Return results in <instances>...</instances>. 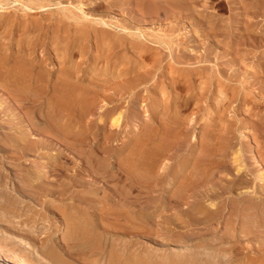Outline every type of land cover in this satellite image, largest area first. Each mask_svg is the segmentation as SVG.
Masks as SVG:
<instances>
[{
  "label": "rangeland",
  "instance_id": "1",
  "mask_svg": "<svg viewBox=\"0 0 264 264\" xmlns=\"http://www.w3.org/2000/svg\"><path fill=\"white\" fill-rule=\"evenodd\" d=\"M34 1H41L42 3L51 6L48 7V10L45 13H42L43 15H41V13H34V16L31 15L28 17V19L32 21H36L37 19L45 20V26L49 31L46 34L47 41L49 40L51 45L53 43L52 40L55 39V30L61 28V26L71 25V36L72 34H75L74 32L77 31L78 28H81V26L86 27L87 30H92L94 26H96L94 20L88 19L81 21L83 20V12H81L83 7V10H87L85 12H89L88 14L93 19H102L106 22L119 23L131 29L132 32H135L138 35L145 34L149 37L151 41L147 44L151 48V53L155 55V59L163 57L162 71H159L158 75H156V78L158 79L157 85L159 87L166 84L164 81L168 76L165 77L164 74L168 73L172 68H175V66L180 69L179 74L181 75L185 76L189 73H193L188 78H195V84L198 86L197 93H201L205 88L208 91L210 86H213L211 87L213 89L209 90L210 92L208 91L204 94L202 93V95L200 94L201 99L197 103L198 106L193 105L192 107L194 109L191 107L190 110L188 109L182 112L184 118L189 119V121L192 119L194 120L189 122L190 126L188 127L187 136L180 144V147L179 145H176L173 150H170L166 155H163L160 164L171 166V171L175 172L179 169V165L182 162L189 159L190 165L185 170V175L198 170L193 167V162H195L194 157H196L197 151H199L203 144V136L208 128V123L206 122H209L211 112L214 113L215 104L209 103V100L214 96L213 102H215L216 99H222V96L224 98L227 95L228 99L226 98L227 101H224V107L221 109L220 115L217 118L218 127L215 134L217 137H220L222 135L221 133H223V135L225 134V131L223 130L229 128V134L224 135V138L225 136L226 138L223 140V143H226L225 145L230 147L228 152L230 163H232V158L239 154L241 159L251 166L252 173L247 178L253 180L258 176L259 166L256 165L255 162L257 159L262 161L261 159L264 158V0H259V2L257 0H250L249 2H246L248 0H184L185 2L183 1L184 3L182 2L183 4L181 6L175 4L170 5L168 4V0H165L167 3L163 4V2V6L160 10L147 15L138 9L137 0H121L120 2L117 0V4H120L118 6H113L111 4L113 0H102L104 3H101V6L96 3L98 0ZM17 2H15V0L8 1L9 5H7L9 6V10L5 15L16 19V23L19 25L25 21V12L22 9V4L25 0H22V3L20 0ZM245 2L246 5L250 4L245 6V8H252L251 10L249 8L247 9L248 13L244 12L245 8L243 4L245 5ZM95 4L98 6H95ZM64 9L68 12H65ZM69 11L70 13L72 12L73 15L70 14ZM68 16L72 21L68 20ZM77 18H81V20ZM73 19L78 20V22ZM5 30L8 31L7 29ZM19 33L20 32H17L14 35L13 40L15 44L23 37V35ZM159 39L165 40L162 45L155 42ZM95 44V35L92 34V39L89 43L91 51L92 47H95ZM54 46H52L50 50L51 53L49 52L46 55H43L42 52L44 47L39 45L34 57L36 56L37 60L42 63V66L50 70L54 76H57L59 71L65 67H69L70 64L63 62L61 56H59V58L55 57L53 53ZM76 60L81 62L77 64ZM73 61L84 70H88L91 66L90 60H87L83 56L80 57L78 54L75 55ZM82 62L83 64H81ZM151 65L149 64V67ZM253 72L256 73L254 74ZM89 79L92 80L93 78ZM49 80L50 89L43 92L44 100L41 99L42 103L31 107L32 110H36V113L39 115L38 118H41V122L42 115L46 114L48 111V101L53 94L51 88L55 84L56 78H49ZM94 81L97 83V78H94ZM118 83L123 84L122 78ZM209 83L213 84H210L208 88ZM148 87L150 86L141 85L136 89L123 87V91L126 93L122 91L124 95L118 93L121 96L118 95L117 97H114L115 103L118 104L117 114L120 112L123 113V126L117 131V133L116 131L114 133V142L111 151V154H115L111 161L114 162L113 164H115L116 169L119 164L126 160L133 143L136 144L138 141L142 140L153 126V102L151 101L150 89ZM0 89V101L5 100L3 104L7 108V110L5 109L0 113V117L3 116L0 118L2 124L1 128L3 130L0 129V133H4L7 132L5 128L7 123L13 119L12 115L17 113L18 115L19 113L22 114L21 111L23 106L19 102L11 99L9 93L5 92L1 86ZM121 90H119V92ZM127 90L130 93L127 92ZM186 91L187 90L182 91L183 95ZM222 92H224V94H222ZM208 93H210L211 97ZM159 95L162 97L161 99L163 101L166 100L167 96H164L162 91ZM163 109L164 106L161 108L160 116L165 114ZM134 112L137 113L136 119H133L132 117V113ZM90 117L91 118L88 120V125L90 126L88 130V143L83 148L76 149H71L70 147L58 144L54 138H51L47 136V134L30 126L29 121L26 120V118H20L22 121H25L23 127L26 126L29 130H33L35 138L31 136L30 140L37 142V146L32 151H23L24 153H15V151H11L10 148L5 154L0 152V171L2 172L3 170L2 173L13 174L17 171V168H15L13 164L19 163L24 172L35 170L48 176L49 179H47L51 189L61 190L63 187H66L67 191L65 197L62 199L58 197L55 198L52 192L48 191V194L40 197L38 196V201L25 199V203L17 202L6 207V209L4 208V213L0 214V218L2 219H0V264H12L11 261L14 262L15 259L19 258H26L31 261V264H55V260L50 259L45 253L46 246L50 243L55 246V241L57 250L60 252H57V255H65L67 258L69 257L70 264H128L130 256L131 258L138 257L146 252L151 253L152 255L154 254L153 256L155 259L161 257L165 253L170 255L175 252L176 249L175 245L177 244L174 243L175 239L179 236L183 238L193 236L191 231L185 227V223H179L176 221V219L180 217V213L182 216L184 215L183 218H185V212L188 210V205L185 203L177 205L169 203L170 196H172L175 186L177 185V183H174L173 180H171L172 174L164 176L163 181L160 183L161 185L159 184V187H157L155 191L151 192L140 188L133 191L130 195L126 194L127 191L124 186V180L119 182L118 180L112 179L108 182V179H106L105 174L103 173V169L100 167L105 160L104 158L107 156V154L105 155L103 152L104 132H98L96 130V116ZM4 123L5 125H3ZM244 133H247L252 137L251 141H253V149L248 146L247 141L242 137ZM193 135L196 136L195 141L192 140ZM2 139L3 135L0 134V141ZM101 144L103 146H101ZM68 148L72 151L74 150L76 153L71 150L69 151ZM151 148V140H147V142L145 140V145L143 146L144 153H148ZM254 151L259 152L255 153ZM60 152L62 154L61 156H59ZM55 158H58V160ZM56 164L60 165L55 166ZM63 168L66 170L64 171ZM67 168L69 170H67ZM221 174L223 173H220L212 181L208 182L211 184H199V192L200 194L202 193V196H205L207 195V192H210L212 184L218 181ZM74 177H83L85 181H82L85 183L82 181L81 183L78 182V184L71 182ZM63 181L65 182L61 185V182ZM76 184L78 186H76ZM8 187L10 189L13 188L12 182ZM243 187L238 188L237 192L244 191L243 189H246V187L251 188V185ZM35 189L37 190V188H34V190ZM257 193L264 198L263 190L258 188ZM128 196H130V198ZM212 199L216 200V202L221 201V206L225 205L224 202H226L227 205L222 212L221 217L217 219V221L215 220L212 222L211 228L209 229L214 231H212L209 236H214L215 238L223 236L227 230L226 223L229 222L239 236L241 244L243 243V246H240L245 248V255L238 253L236 257H232L233 261L230 264H238L240 259L246 261L249 257L257 256V258H263L264 251L262 250H264V235L262 230L255 231L252 235L246 234L247 236L241 234L240 225L242 223V217L240 213L242 211L231 206V203L228 204V201L226 200H217L215 197ZM190 200H192V198ZM124 202H126V204L123 206ZM127 202L129 205L131 204V207L134 209V213H132L134 216L133 219L129 221V218H124L126 215L123 216L124 221L118 219V222L116 216H112L114 218L112 219L111 216V218L108 217L109 215L107 216V219H111L109 220L111 225H114L115 221L116 227L119 226L118 224L122 223L121 226L125 228L128 226L124 225H129L127 222L129 221L136 227V233L134 235H115L110 236L109 238L102 236L98 241H85L77 239L76 235L72 234L69 230V218L68 215L65 214V212H68L65 211V205L67 206L68 203V206L72 207V211H75L74 209L76 208H80L83 211L86 210V214L89 218H95V223L98 224L97 215H99L100 212L102 213V211L107 213L108 211L111 212L113 210L115 213L126 214L129 209ZM112 203L114 205L116 204V206H113ZM52 206L54 207L52 208ZM124 207L127 208V211H125L126 208ZM145 208L148 209V213H152L148 222L143 221L139 216L141 215L140 213H142L141 210ZM105 209L106 211H104ZM1 221L4 225H2ZM198 230V235L199 233H204L202 225L198 227ZM30 234H32L33 238ZM6 235H9L8 238Z\"/></svg>",
  "mask_w": 264,
  "mask_h": 264
},
{
  "label": "bare ground",
  "instance_id": "2",
  "mask_svg": "<svg viewBox=\"0 0 264 264\" xmlns=\"http://www.w3.org/2000/svg\"><path fill=\"white\" fill-rule=\"evenodd\" d=\"M8 1L9 0H0V86L5 92L9 93L11 99L19 102L23 106L21 111L23 115L20 113L19 115L18 113L12 115L13 119H11L5 127L7 132L0 133L3 135V139L0 141V152L5 154V152L10 148L11 151H15V153H24L23 151L25 150L32 151L36 148L37 142L30 140L31 136L35 138L33 130H29L26 126L23 127L25 121L20 119L23 117L29 121L30 126L47 134L49 137L54 138L58 144L70 147L71 149L83 148L89 140L88 130L90 126L88 125V120L91 118L90 116H96L95 128L98 132H104L105 136L104 146L102 144L101 146H103V152L105 155L107 154V156L104 158L105 160L102 162L100 167L103 169V173L105 174L106 179H108V182L112 179L118 180L119 182L124 180V186L127 191L126 194L130 195L133 191L140 188L151 192L155 191L156 188L159 187L158 185L163 181V177L172 174L171 180H173L174 183H177V185L175 186L172 196H170L171 198L169 199V203L174 205L185 203L188 205V210L185 212V218H183L184 215L182 216L180 213V217H176V221L179 223H185V227L191 231L193 236L186 238L179 236L175 239L174 243L177 245H174L176 249L175 252L170 255L165 253L161 257L155 259L153 256L154 254L152 255L151 253L146 252L138 257L136 256L131 258L130 256L128 264H230L233 261L232 257H236L238 253L245 255V248L240 246L243 243L241 244V240L239 239L235 229L231 226V223H226L227 230L223 236L218 238L209 236L212 231H214L209 229L211 228L212 222L215 220L217 221V219L221 217L222 212L227 205L226 202H224L225 205L222 204L223 206H221V201L216 202V200L212 199L213 197L217 198V200H226L228 201V204L231 203V206H234L237 210L242 211L240 213L242 217V223L240 225L241 234H244L245 236L250 234L252 235L255 231L257 232L261 229L264 235V198L257 193L258 188L264 191V158L261 159L263 162L258 159L256 162L254 161L256 165L259 166V173L253 180H250L247 177L252 173L251 166L247 162H244L239 154L232 158V163H230L228 159L230 147L225 145L226 143H223V140L226 138V136L224 138V135L229 134V128L224 129L223 131H225V134L223 135V133H221L222 135L220 134V137H217L215 134L218 127L217 118L220 115L221 109L224 107L223 105L227 95L224 98L222 96V99H214L215 102H213L214 96L211 97L210 93H208L211 97L209 103L215 104L214 113L211 112L210 118L208 117L209 122H206L208 123V128L203 136V144L201 145L199 151H197L196 157H194L195 162H193V167L198 170L185 175V170L190 165V160L188 159L179 165V169H177V171L172 172L171 166L162 165L160 162L163 155H166L168 151L170 152V150H173L174 146L179 145L180 147V144L187 136L188 127L190 126L189 122L194 119L191 118L192 120L189 121V119L183 117L182 112H184V110H190L193 105H197L201 99L202 93L204 94L210 89H213L211 88L213 86H210L208 91L205 88L201 93H197L198 86L195 84V78H188L193 73H189L185 76L181 75L179 74L180 69L175 66V68H172L168 73L164 74L165 77L168 76V78L164 81L166 84L159 87L157 85L158 79L156 78V75H158L159 71H162L163 57L155 59V55L151 53V48L147 44L151 41L149 37L145 34L138 35L135 32H132L131 29L119 23L106 22L102 19H93L88 14L89 12H85L87 10H83V7L82 11L80 10L83 12V20H81V18L77 19H80L81 21L88 19L94 20V24H96V26H94L92 30H87L86 27L81 26V28H78L77 31L74 32L75 34H72V36L74 35L73 37L71 36V25L61 26V28L55 30V39L52 40L53 43L51 45V42H49V40L47 41L46 34L49 31L45 26V20L43 21L37 19L39 21H32L28 19V17L34 13H41V15H43L42 13H45L48 10V7L51 6L42 3L41 1L37 2L34 0H25L22 4V9L25 12V21L18 25V23H16V19L5 15L9 10ZM17 1L18 0H15V2ZM120 1L121 0H119V2ZM183 1L184 0H168V4L181 6L186 0L184 2ZM249 1L250 0L246 2ZM257 1L259 2V0ZM20 2L22 3V0H20ZM117 2V0H113L111 4L113 6L120 5L119 3L117 4ZM136 2L138 9L146 15L157 12L162 8L163 4L167 3L165 0H137ZM246 2L245 5L243 4L244 8L245 6L250 5H246ZM96 3L101 6V3L104 2H102V0H98ZM97 4H95V6H98ZM248 8L250 10L252 9L250 7ZM248 8H245V13H248ZM64 10L65 12H68L66 9ZM70 14L73 15L72 12ZM68 20L72 21L69 16ZM76 21L78 22V20ZM17 32H20L23 37L15 44L13 39ZM92 34L95 35L96 44L94 48L92 47L91 51L89 43L91 42ZM164 41V39H159L155 42L162 45ZM39 45L44 47L42 52L43 55H46L49 52L51 53L50 50L52 46L55 45L53 48L55 57L59 58V56H61L63 62L67 64L69 63L70 66L65 67L59 71L57 76H54L50 70L42 66V63L37 60L36 56V58L34 57L36 49ZM77 54L80 57L83 56L87 60H90L91 66L88 70H84L73 61V58ZM79 62L81 61H77V64H79ZM81 64H83V62ZM149 64L151 65L150 67ZM253 73L255 74L256 72ZM49 78H56V80L55 84L53 83L54 85L51 88V90H53V94L48 101V111L46 114L42 115L41 122V118H38V113H36L35 109L32 110L31 107L42 103L41 99H43V92L50 89ZM89 78L93 79L90 80ZM94 78H97V83H95ZM119 78L120 80L122 78L124 85L121 84L122 81L121 83H118L120 82ZM210 84L211 83L208 84V88ZM141 85L150 86L148 88L150 89L149 92L151 94V101L153 102L152 108L154 123L145 135L146 138L144 137L136 144L133 143L126 160L119 164V166L116 164L118 166L116 169L115 164H113L114 162L111 161L115 154H111V151L114 142V133L115 131L117 133V131H119L123 126V113L120 112L117 114L118 104L115 103L114 97H117L119 95L118 93H122L123 87L136 89ZM119 90L121 91L119 92ZM183 90H187L184 95L182 93ZM161 91L164 93V96H167L165 101H163L161 99L162 97L159 95ZM127 92L129 91L127 90ZM222 94H224V92H222ZM4 102L5 100L0 101V113H2L5 109L7 110L3 104ZM163 106L165 114L160 116L161 108H163ZM132 114L133 119H136L137 113L134 112ZM1 125L2 124L0 122V129L2 130ZM3 125H5V123ZM242 137L247 141L248 146L253 149V141H251L252 137H250L247 133H244ZM195 138L196 136L193 135L192 140L195 141ZM145 140L146 142L147 140H151L152 143V148L148 153H144L143 150ZM70 148H68L69 151L71 150ZM72 152H74V150ZM61 155L62 154L60 152L59 156ZM56 160H58V158ZM60 164H56L55 166H59ZM62 164L65 165L64 163ZM13 166L17 168V171L15 170L16 172L13 174L2 173L3 170L2 172L0 171V214L4 213V208L6 209V207H9L13 203H21L24 202L25 199L38 201V196L40 197L48 194V191L52 192L55 198L58 197L62 199L65 197L67 191L66 187H63L61 190L51 189L48 182V176L35 170L24 172L19 163H14ZM67 170L69 169L67 168ZM220 173L223 174L219 176L218 181L212 184L210 192H207V195L202 196V193L200 194L199 192V184L212 181ZM82 180H84L83 177H74L71 182L78 184V182L81 183ZM11 182L13 184L12 189L8 187ZM64 182L65 181L60 184L63 185ZM77 184L76 186H78ZM248 185H251V188L246 187V189H243L244 191L237 192L238 188ZM34 188H37V190L35 189V191ZM128 197L130 198V196ZM191 198L192 200H190ZM124 204H126V202L123 203V206ZM68 205H65V211H68L65 212V214H67L69 218V230L72 234L76 235L77 239L85 241H98V239H101L102 236L109 238L110 236L115 235L130 236L136 233V227L129 222L134 218L132 214L134 213V209L131 207V204L129 205V203L128 211L127 208L124 207L126 208L125 211H127L126 214L115 213L113 210L111 212L108 211L107 213H104L103 211L102 213L100 212L99 215H97L98 224L95 223V218H89L86 214V210L83 211L80 208H76L74 209L75 211H72V207H69ZM113 206H116V204H113ZM53 207L54 206H52V208ZM104 211H106V209ZM141 212V215H139L141 219L148 222L152 213H148L147 208L142 209ZM107 216L109 218L116 216V220H123V216L124 218L127 217V219L129 218V221H127L129 225H124L123 223L124 226H128L125 228L121 226L122 223L118 224L119 220L117 222L119 226H115V221L114 225H111L109 223V220L111 219L108 220ZM113 217L112 219H114ZM2 225H4L3 222ZM201 225L203 226L204 233H199L198 235V227ZM8 236L6 235L7 238ZM30 236L32 237V234H30ZM57 252L59 251L57 250L56 241L55 246L52 243L46 246L45 253L50 259L55 260V264H70L69 257L67 258L65 255L58 256ZM30 262L31 261L26 258L15 259L14 262L11 261L12 264H31ZM238 264H264V257H249L246 261L240 259Z\"/></svg>",
  "mask_w": 264,
  "mask_h": 264
}]
</instances>
